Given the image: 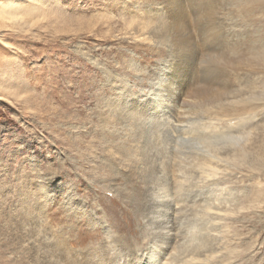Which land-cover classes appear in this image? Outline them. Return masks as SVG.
<instances>
[{"label":"rangeland","instance_id":"374dc122","mask_svg":"<svg viewBox=\"0 0 264 264\" xmlns=\"http://www.w3.org/2000/svg\"><path fill=\"white\" fill-rule=\"evenodd\" d=\"M207 153L217 174L194 169L167 214L183 227L210 204L212 250L178 263L264 264L261 0H0V264H143L152 166L181 179L173 159Z\"/></svg>","mask_w":264,"mask_h":264},{"label":"bare ground","instance_id":"6f19581e","mask_svg":"<svg viewBox=\"0 0 264 264\" xmlns=\"http://www.w3.org/2000/svg\"><path fill=\"white\" fill-rule=\"evenodd\" d=\"M203 63H204V67L206 68V70L209 73L214 69L212 67L213 63L211 62V60L208 57L205 58ZM243 93H248V90L247 91L245 90V92L241 91L239 93H236V91H235V93L229 92V93L225 94L223 96V98L221 97V104L225 105L224 103H227L226 105H228L229 103H232L233 101L235 102V100L237 98L241 97ZM183 101H184L183 103L185 106L183 107L184 109L181 111V113L183 112L182 116L181 115L180 116L184 119L186 117L191 118V115H192L191 113H194V112H193V110L192 111L190 110V107L195 103V99L190 98V97H186L183 99ZM197 104H199V103H197ZM195 107H197V106H195ZM193 108H194V106H193ZM183 114H184V116H183ZM225 135H223V134L219 135L218 134L217 136L227 138ZM207 144L214 146L213 144H210V143H207ZM210 149H212V148H210ZM210 149L207 148V150H210ZM206 152L210 153L209 151H206ZM208 153H207V155H205V154L193 155L192 154V155L188 156L189 158L192 157V160H191V165L187 168L185 165H181V163L185 162V160L183 158H181L180 156H176V158L173 159L174 163L172 164V167H173L174 171H177V173L179 171L182 172L181 173L182 175L180 177L181 179L178 178L179 175H174L173 179H171V181H170V177L173 175H170V177L168 178L167 173H168V166L169 165L166 163L161 164L160 167H156L159 165H156V166L153 165L152 166V170H153V168H154V171L155 170L158 171V169H159L160 172L164 171L165 172L164 175L166 174L167 176L165 175L163 178L159 177L162 181H164V183H162V184L160 182L155 183V184H157L155 187H157L158 190H161L159 195H155L156 192H154V194H151L152 196L154 195L155 197L161 196V199L156 200L154 197L152 200H153V202L156 203L157 206H162L161 207L162 209L161 208L160 209L155 208L156 212L158 213L157 214L158 219H157V221H154V223H153L154 226L153 225L152 226H153V228H159V229L157 231L154 229L150 232L151 237H149V240L152 243V249L149 250V252L147 253L145 261L143 264H179L178 263V261H179L178 257L179 256L175 255L176 253L179 252V250L177 251V249L179 247H182V249H183L182 254L187 252L188 253L187 255H191V261L192 260H198V256L201 255L200 250H202L203 252H207V251L212 250L213 245H212V240L210 239L211 236L209 235V233H207V231H206V233L203 231V229L209 230V231L214 229L213 225H209V226L207 225L210 222V219L206 218V216L209 215L208 213L211 212V210H213V207L210 204L206 205V208H205L208 213L205 211L202 213H199L196 211L197 215L200 216L199 219L191 218L185 224H183V227H181L179 225V223L178 224H174V223L169 224V222H171L172 220H169V217L167 214L168 210L170 209L172 204H179L181 202L186 203L185 198L188 195H190V192H193V187H194L193 184L194 183L192 184V182H191L192 179L190 180V178L192 177V175H194L192 173L195 171L194 169H197L198 171H201L202 173H204L205 175L203 176V178H205V179H207L208 177H210L212 175L214 176L217 174L216 171L218 168L215 167L214 161H213L214 164L212 165V160H211L212 155H210ZM169 169H170V166H169ZM154 176L157 177L155 172H154L152 178H154ZM154 180L155 179H153V181ZM133 195H134V198H131V199L134 200L136 207L141 208V206L143 205V207L145 209L150 208V205H148V201L145 200V201H143V203L140 202L141 196H140L139 191L135 192ZM193 195H195V194H193ZM204 196L206 198H209L207 195H204ZM128 197H130V196H128ZM166 197H168V198H166ZM186 205L187 204H184L183 206H186ZM151 207L154 209V207L152 205H151ZM174 229L176 230V232L172 231ZM141 236H142V234H141ZM137 237H138V234H137ZM138 238L141 239L140 236ZM182 239H186V241H184L180 244L179 241ZM131 240H132V242H130ZM131 240H125V239L120 240L119 239L115 244L116 247L118 246L117 248L115 247L116 251L127 247L128 243H130V245H133V248H138L139 243L134 244L135 242L138 241V239L135 238V239H131ZM195 241H197L198 243H195ZM185 242H189V243L186 244ZM226 249L229 253H231V254L233 253L232 255L234 258L235 257H237V259L241 258L243 251H241L240 249L235 248L236 250L235 249L232 250L228 247H226ZM116 251L114 253H111L112 256H113V254L116 253ZM228 256H226V257H228ZM208 258L209 257L207 256L205 260H208ZM111 260H113V259H111Z\"/></svg>","mask_w":264,"mask_h":264},{"label":"snow or ice","instance_id":"6c2138e0","mask_svg":"<svg viewBox=\"0 0 264 264\" xmlns=\"http://www.w3.org/2000/svg\"><path fill=\"white\" fill-rule=\"evenodd\" d=\"M261 3H264V0H261Z\"/></svg>","mask_w":264,"mask_h":264}]
</instances>
